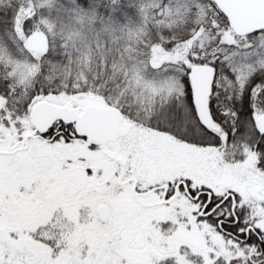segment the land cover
I'll return each instance as SVG.
<instances>
[{
    "label": "snow or ice",
    "instance_id": "obj_1",
    "mask_svg": "<svg viewBox=\"0 0 264 264\" xmlns=\"http://www.w3.org/2000/svg\"><path fill=\"white\" fill-rule=\"evenodd\" d=\"M0 264H264V0H0Z\"/></svg>",
    "mask_w": 264,
    "mask_h": 264
}]
</instances>
